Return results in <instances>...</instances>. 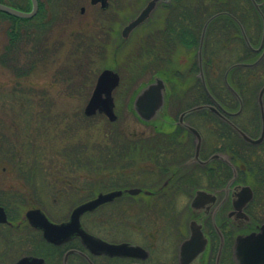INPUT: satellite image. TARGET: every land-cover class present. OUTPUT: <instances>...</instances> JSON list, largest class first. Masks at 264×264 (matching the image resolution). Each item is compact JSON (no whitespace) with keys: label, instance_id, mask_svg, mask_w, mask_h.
Wrapping results in <instances>:
<instances>
[{"label":"rangeland","instance_id":"374dc122","mask_svg":"<svg viewBox=\"0 0 264 264\" xmlns=\"http://www.w3.org/2000/svg\"><path fill=\"white\" fill-rule=\"evenodd\" d=\"M142 3L143 0H109L108 8L102 9L100 5H91L89 0H78L75 13L70 16L60 14L59 21L52 29L39 36L43 40V44L39 43L43 50L41 54L36 52V43L31 44L24 52L21 49L19 58L24 64L30 61L36 63L29 77L17 78L10 65L0 62V134L4 138L1 139L5 146L13 144L17 147L21 154H39L36 163L40 167H52L51 173L42 170L33 173L32 178L39 181L34 188L28 181L30 177L21 175L5 159L9 156L0 154V203L7 207L14 224L8 227L0 225V264H9L1 261L7 253L12 256L27 252L48 253V250L33 248V239L36 241L37 237L35 232L17 227L26 219L28 210L41 208L52 221L61 222L69 217L76 206L95 198L100 192L119 188H149L162 182L163 172L160 168L163 164L158 163V160L151 161L150 151L155 148L158 156H154L161 158L163 145L147 141L154 137L158 126L163 130V126L157 122L160 121V116L153 121L156 124L152 125L151 122L146 125L134 111V99L147 83L160 77V71L171 72L174 66L185 74L182 79L184 83L174 76L170 80L169 90H173L174 96L168 97L167 109L171 103L172 113L178 115L182 110L195 105L191 94L196 91L190 93L188 88L199 82L190 77H195L197 71L193 70L191 75L190 71L187 72L186 48L175 46L173 50H169V44L173 45V41L168 45L165 42L162 49L156 47L154 37L158 33L151 24L153 19L145 27L132 32L127 40L123 41L120 37L122 40L117 41L118 37L113 31L121 36L123 28L138 16L147 2ZM245 6L248 7V4L245 3ZM82 8L85 9L84 13H81ZM252 12L257 24L258 16ZM160 17L162 24L167 23L163 14ZM9 29V21L1 19L0 55L8 42ZM75 39L89 47L85 51V60L81 59L83 55L80 53L81 57L70 54L71 41ZM228 58V54L221 53L219 62L223 70L232 61ZM29 67L30 65L28 69ZM105 69L119 72L122 79L120 87L114 93L118 116L116 122H110L100 114L90 118L84 115L98 75ZM117 130L121 139L133 140L128 145L125 139L116 146L115 140L110 138L107 148L104 138ZM166 138L162 136L163 141ZM143 139L146 143L141 142ZM183 140L187 139L183 137ZM189 140L191 142V138ZM135 144L142 148H136ZM62 146L68 147V160L61 159ZM95 147H98V152L95 157H91L92 163L87 156L90 150L91 153L95 152ZM114 147L118 148L121 155L128 153L129 156L122 157L118 153V156L107 160V165H102L104 149L115 152L116 150H112ZM77 151L84 155L82 159L74 154ZM178 151V158L188 157L192 153V147L189 144L183 145ZM142 153L144 154L141 155ZM22 158L25 161L26 156L23 155ZM171 161L169 159L168 162ZM111 162L115 164L112 165ZM32 163L35 164L34 160H31L29 166ZM51 177L60 179L57 185L55 182H50L52 186L44 182ZM141 197L132 200L134 208L129 214L123 212V205L115 204L114 208L87 216L84 221L91 225L99 221L100 216L105 221L110 220L109 217L114 220L121 218L135 222L137 226L145 224L149 228L147 222L149 224L153 220L154 213L144 209ZM181 202L177 199L174 204L180 205ZM178 209L170 210L177 212L178 216ZM127 235L129 234L121 230L114 233V236L122 238L128 237Z\"/></svg>","mask_w":264,"mask_h":264},{"label":"flooded vegetation","instance_id":"af4514ba","mask_svg":"<svg viewBox=\"0 0 264 264\" xmlns=\"http://www.w3.org/2000/svg\"><path fill=\"white\" fill-rule=\"evenodd\" d=\"M255 1L259 9L252 0H245L252 3L258 13L255 39L250 37L246 8L240 21L253 48L249 47L241 31L243 61L239 63L244 65L239 67V75L234 69L229 73L232 82H238L240 86L238 97L229 89L231 94L210 93L208 103L184 109L178 115L172 113L170 103L160 118L162 136L167 137L161 142V158L150 157L151 161L158 160L163 164L160 168L163 172L161 184L100 192L98 195L122 194L81 218L82 228L99 242L130 244L137 249L123 255H111L104 253L96 240L89 242L81 236H73L59 244L50 243L25 219L17 227L35 232L37 237L36 241L33 239V248L48 250V253L27 252L14 256L7 253L2 263L17 264L23 259L40 258L45 264H239L236 253L239 241L247 256L257 257L253 251L264 249V243L260 246L251 242L264 234V0ZM108 6L109 3L106 9ZM113 32L119 36L118 32ZM248 51L252 55H248ZM235 64L228 67L224 77ZM197 68L196 76L190 77L201 80L198 61ZM214 68L206 74L203 61L206 81L217 78ZM191 97L195 103L196 94ZM199 106L209 108L184 115ZM186 125L195 129L197 134L190 132ZM183 137L187 140L184 141ZM188 144L192 147L191 155L178 158V150ZM169 159L174 160L169 163ZM132 189L140 192L130 194ZM138 196H143L144 209L154 213L153 220L147 222L149 228L121 218L109 217L110 220L105 221L100 216V220L91 225L84 221L85 217L103 213L107 208H114L115 204L123 205L121 209L129 214L134 208L132 200ZM177 199L179 203L182 200L180 205L174 204ZM171 208H179L178 216ZM71 213L66 220L53 222H68ZM6 225L14 224L9 220ZM120 230L129 234L128 237L114 236ZM243 264L253 263L245 261Z\"/></svg>","mask_w":264,"mask_h":264},{"label":"trees","instance_id":"16d2710c","mask_svg":"<svg viewBox=\"0 0 264 264\" xmlns=\"http://www.w3.org/2000/svg\"><path fill=\"white\" fill-rule=\"evenodd\" d=\"M57 1L58 3H56V0H38L39 12L32 19H21L9 14H5L4 12L0 11V20L4 19L9 21L10 23V29L7 33L8 42L5 46L4 52L0 55V62L4 65L7 64L10 65V68L13 69V72L17 76V78L29 77L32 71L34 70V65H36V63L33 61H30V63L26 62L25 64L21 61V59L19 58V54H21L20 52L21 49L24 52V50L30 48L31 44L36 43L37 45V47L35 48L36 52L41 54L40 52H42L43 50L39 47L40 46L39 43L41 42L43 44V40L39 39L40 38L39 36L45 35L46 32L52 29L55 23L59 21L58 18L60 17V14H64L65 16H70L72 13H75L77 10L78 0H57ZM147 1L148 0H143L142 5L145 4ZM0 3L22 11H30L32 8L31 0H0ZM245 3L246 5L248 4V7L245 6ZM245 8L248 10L247 16L249 21L248 23H250L249 24L250 37L253 36V39H255L256 18L252 11H254L257 16L258 13L255 10L252 3L245 2V0H171L170 2H166V1L162 2L157 7L154 13L155 16L154 18H152L153 20L151 19L152 20L151 24H153V27L158 33V36L154 37L156 47L160 49L162 45H166L165 42L168 45L169 43H171V41H173L172 42L173 45L169 44V50H173L175 46L186 48L188 50L186 56L187 69L189 68L187 72L190 71L189 74H191L193 70L194 72H196L198 68H197V58L195 59V56L197 57V51L200 45L201 33L205 23L207 22V20H209V18H211L215 14L226 13V15L218 17L210 24L207 31L203 55H204L206 74L210 73L211 69L214 67H215L214 70L217 73V78L214 79V81L210 79H207L206 81L209 91L213 95L217 94L218 92L221 93L222 95L224 93L231 94V92L228 90L224 82V74L231 64L239 63L243 61L241 60L243 57V47L241 46L243 44L242 41L243 39L239 24L236 22L235 19L230 17V15L237 18V20L240 22L242 20V15L243 12L245 11ZM162 14L164 18L166 17L167 19V23H165L166 25L162 24V18L160 17L162 16ZM22 30H24L25 32L24 31L22 32ZM160 31H165V33H160ZM231 45L232 47L229 48ZM87 48L89 47L83 44V42L81 43L79 40L75 39L71 41L70 54L73 56L83 55V57L81 56L80 57L82 60H85L84 57H86L85 51ZM223 52L229 55L228 60H232L227 67L224 66V70L222 66H220L221 63L219 62L220 55ZM248 55H252L250 51H248ZM27 56L28 59H30V54H28ZM28 65H30L29 69H28ZM234 71H236L237 75H239L240 72L239 68L234 69ZM160 75L163 76L169 84L173 76L179 81H182V79H184L185 76L182 70H179L174 66L171 72L160 71ZM197 81L199 83L195 82L196 83L195 86L192 88H190L191 87L190 86L188 90L190 93L196 91V93H193L194 95L196 94L197 96V100L194 103L195 105L206 104L209 102L206 91L204 89L202 81L200 79H198ZM234 81L236 82V80ZM229 82L237 92L241 91L238 82L233 83L230 77H229ZM183 83L184 81H182V84ZM170 93L172 96H174L172 89L170 90ZM232 100L233 99H231V101ZM232 102L234 105H236L234 101ZM83 119L85 120L87 118H83ZM162 132L163 130L160 128V126H158L154 137L149 139L146 138L147 141L155 142L157 143V145H160V143L163 141ZM1 138L4 139L3 135L0 134V154L2 156L3 155L9 156V158H5L10 163L8 164L12 165V167L17 169L21 175L23 174L27 177H30L28 181L31 183L32 187L36 188V183L39 181H35L34 177L32 178L33 173L39 170L48 171L49 173H51L50 168L52 167L50 168L40 167V165L36 163V159L39 160L38 159L39 154H33V153L21 154L19 153L20 150H18L17 147L13 146V144L11 146L10 145L5 146L4 141ZM110 138L115 140L116 146H118L119 142L123 143L125 139L128 145L133 140L129 138L121 139V135H119L118 130L115 132L112 131V134H110L109 136L107 135V137L104 138L105 139L104 142L107 148H109L107 145L110 142ZM107 139H109V141H107ZM143 141H145L144 143H146V140L143 139L141 142ZM111 144L113 143L111 142ZM134 146L136 148H142V146L138 144H135ZM67 148H68L67 146L61 147L60 149L61 150L60 156L62 157L61 159L64 158L68 160ZM112 150H116V151L112 152L110 150L107 151L106 148L104 149V153L102 154L103 157L101 159L104 161L103 162L104 164L102 165H107V160L109 158H112L113 156H118V153L122 157L129 156L128 153L126 155L124 154V156L121 155L117 147H114ZM154 150L155 148H153V151H150L151 157H155L154 155L158 156V154ZM94 151L95 152L91 153L90 150L87 156L91 160V162H92L91 157H95V155H97L95 153L98 152V147H95ZM74 154L79 155L81 159L84 156L82 152L79 153L78 151ZM143 154L144 153H142L141 155ZM23 155L26 156L25 161L22 158ZM118 159L120 160L121 158L119 157ZM31 160H34L35 164L32 163L33 165L29 166ZM96 163L98 164L97 161ZM111 164L114 165L115 163L111 162ZM86 165L89 166L90 164L87 163ZM89 167H91V165ZM59 181H60L59 178L51 177L50 179L44 182L52 186V183L50 182L53 183L55 182V185H57ZM53 189L56 190L55 187ZM0 205L4 206L1 203ZM5 209L7 210V207H5ZM41 243L43 244V242ZM41 243L40 245H42Z\"/></svg>","mask_w":264,"mask_h":264},{"label":"water","instance_id":"95a60500","mask_svg":"<svg viewBox=\"0 0 264 264\" xmlns=\"http://www.w3.org/2000/svg\"><path fill=\"white\" fill-rule=\"evenodd\" d=\"M32 1V10L30 12L20 11L14 9L12 7L6 6L0 3V11L18 17L22 19H31L34 18L39 11V4L37 0ZM162 0H150L147 2L145 7L141 10L138 16L131 20L122 30L121 37L123 41L127 40L132 32H134L138 27L148 21L153 13L155 12L158 4ZM171 0H167L170 2ZM255 7L259 9V5L255 0H252ZM92 4H101L102 8L107 7L108 0H91ZM84 12V9L82 10ZM226 15V13H218L212 16L207 23L205 24L201 40L200 46L198 49V61L200 66V76L202 78L204 87L206 92L209 93V90L206 86V81L203 72V49L206 38V33L209 25L218 17ZM244 37L250 48H253L250 42L247 39L245 31L241 27ZM244 64H235L230 68V70L226 73L225 82L228 88L238 97V94L235 90L230 86L228 82V75L234 68L242 67ZM256 65V64H253ZM121 82L120 75L110 69H106L100 73L97 78V82L95 88L91 94L90 99L88 100L84 113L87 117H92L98 113L103 114L108 117L110 121H116L117 116L115 114V101L113 97L114 91L119 87ZM166 92L167 87L163 79L160 77H156L154 81L148 86L144 87L141 92L136 96L133 108L138 115V117L145 123H151L153 121L158 120L160 118L161 113L164 111L166 106ZM205 108H209L207 106H200L193 108L188 111L186 114L199 111ZM189 131L197 134L195 129L186 125ZM140 192L139 189L129 190L130 194L136 195ZM122 192H111L107 194H100L93 200L85 202L78 207H76L68 222H64L61 224L51 222L45 213L40 209H31L27 212L26 217L29 223L36 229L41 230L43 232V236L45 240L50 243L59 244L62 243L73 236H81L84 240H97L96 238L89 235L81 225V217L89 212L95 211L101 205L113 201L116 197H119ZM8 223V215L5 211V208L0 206V224ZM252 243H257L261 246L264 243V234L258 235L254 240H251ZM103 247V252L111 255H123L128 253L131 250L137 249L135 245L130 244H122V245H112L106 242H99ZM254 243V244H255ZM237 260L239 264H243L245 261L253 264H264V249L256 248L252 254H256L257 257L250 258L246 255V251L242 249V242L239 241L237 249ZM17 264H45L43 259L40 258H27L19 261Z\"/></svg>","mask_w":264,"mask_h":264}]
</instances>
